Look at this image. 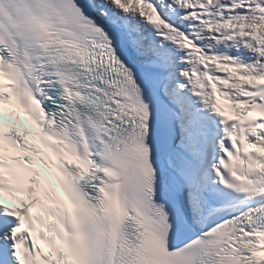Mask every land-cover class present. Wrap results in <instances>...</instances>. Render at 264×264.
Listing matches in <instances>:
<instances>
[{
    "label": "snow or ice",
    "instance_id": "1",
    "mask_svg": "<svg viewBox=\"0 0 264 264\" xmlns=\"http://www.w3.org/2000/svg\"><path fill=\"white\" fill-rule=\"evenodd\" d=\"M0 264H264V0H0Z\"/></svg>",
    "mask_w": 264,
    "mask_h": 264
}]
</instances>
